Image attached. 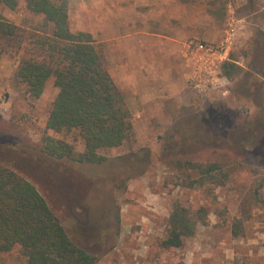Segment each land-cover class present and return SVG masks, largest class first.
<instances>
[{"label":"rangeland","instance_id":"374dc122","mask_svg":"<svg viewBox=\"0 0 264 264\" xmlns=\"http://www.w3.org/2000/svg\"><path fill=\"white\" fill-rule=\"evenodd\" d=\"M83 1L71 0L74 32L86 27L80 19ZM103 1L108 5L119 4L121 0ZM122 1L124 11L120 18L125 30L147 28L174 36L179 50L178 62L169 71L170 81L173 74L174 83L166 92L164 87L153 86L158 90L147 93L150 87L142 79L133 90L128 86L119 89L132 113L134 142L104 154L115 158L146 148L152 156L150 169L140 177L127 180L124 187H117L104 167L94 166V170L46 155L37 161L31 156L16 157L15 163L48 199L72 239L91 249L98 247L101 253L98 264H264V207L254 199V191L264 183V143L256 147L248 139L264 133V123L261 130L253 128L264 119V102L260 100L264 93L259 95L255 90L257 85L264 89V0ZM0 15L27 32L42 23L23 4L14 11L0 4ZM109 21L114 23L113 33L121 32L116 24L122 21ZM227 39H230L227 59L236 61L244 70L234 81L222 75L223 61L218 57L208 60L186 47L191 41L218 46ZM20 62V55L0 54V138H10L40 152L44 136L49 135L83 151L79 135L58 134L46 128L59 93L54 80L48 81L39 99L31 98L15 77ZM213 64L219 68H213L214 72L210 73ZM111 66V61L105 64L108 71ZM246 80L256 82L255 87L248 86L251 99L243 89L242 82ZM211 108L231 116L244 135L242 144L216 147L227 149L232 156L228 158L231 178L226 186L189 188L182 184L181 174L171 164L172 158L179 157V151L171 154L165 147L178 122ZM207 147L198 155L193 153L192 158L203 162L214 160L212 148L215 147ZM200 148L190 150L195 152ZM100 190L110 195L120 218L114 236L102 242L85 232L87 211L82 204L88 199L92 211H99L108 200L99 195ZM259 193L264 202V186ZM176 204L191 210L206 208L207 222L199 225L195 235L185 239L181 248L164 249L161 241L167 237L169 218ZM237 220L242 222L239 237L233 234ZM105 242L108 243L105 250L99 248V243ZM2 264H26V259L16 247L4 255Z\"/></svg>","mask_w":264,"mask_h":264},{"label":"trees","instance_id":"16d2710c","mask_svg":"<svg viewBox=\"0 0 264 264\" xmlns=\"http://www.w3.org/2000/svg\"><path fill=\"white\" fill-rule=\"evenodd\" d=\"M0 4L12 11L23 4L28 13L42 19L32 32H27L0 15V54L21 56L15 77L33 99H39L48 81L54 80L59 93L49 112L46 128L58 134L75 133L84 147L79 152L73 144L46 135L39 152L10 138H0V264L4 255L16 247L26 264H98L101 254L98 247L91 249L72 239L48 199L20 172L22 169L14 158L31 156L37 161L46 155L90 169L104 167L114 184L124 187L127 180L140 177L150 169L151 152L142 148L115 158L104 154L134 142L132 113L105 67L103 45L90 32L73 31L71 0H0ZM243 72L234 60L222 64V75L230 81L238 79ZM242 84L251 99L248 86L255 87L256 82L246 80ZM255 90L259 95L264 93L263 87L258 85ZM260 100L264 102L262 95ZM262 123L263 118L253 128L261 130ZM238 127L231 116H224L212 108L176 124L165 151L171 154L179 151V157L172 158L171 164L181 174L183 185L189 188L227 185L231 178L228 158L232 156L227 149L217 148L222 147L221 144H242L244 135L240 134ZM248 139L257 147V144L264 143V133ZM196 146L201 150H190ZM207 146L215 147L212 148L215 159L195 161L192 155L205 151ZM262 186L264 183L254 191V199L264 207L259 197ZM99 195L108 198L99 211H92L88 199L82 204L87 211L85 232L102 242L114 236L120 218L110 195L101 190ZM207 218L208 211L204 207L191 210L176 204L169 218L167 237L161 241V246L164 249L181 248L185 239L195 235L199 225L206 224ZM241 225L240 220L235 222L234 236H240ZM107 244L99 243V248L105 250Z\"/></svg>","mask_w":264,"mask_h":264},{"label":"crops","instance_id":"0c3cea01","mask_svg":"<svg viewBox=\"0 0 264 264\" xmlns=\"http://www.w3.org/2000/svg\"><path fill=\"white\" fill-rule=\"evenodd\" d=\"M123 2L107 5L103 0H84L80 5V19L84 20L86 27L82 31L92 33L95 40L103 45L104 63L111 61L109 73L113 78L118 75L115 82L120 90L123 86L133 90L142 79L150 87L147 93L158 90H154L153 86L164 87L166 92L168 86L174 83L173 74L170 81L169 71L174 70V62L179 59L174 36H164L147 28L125 30L120 18L124 11ZM109 19L122 21L116 24L121 27V32L117 30L113 33L114 23L107 22ZM134 91L138 92L137 89Z\"/></svg>","mask_w":264,"mask_h":264},{"label":"built area","instance_id":"2783aa9c","mask_svg":"<svg viewBox=\"0 0 264 264\" xmlns=\"http://www.w3.org/2000/svg\"><path fill=\"white\" fill-rule=\"evenodd\" d=\"M229 45H230V39L225 40L222 44L218 46H213V45H208L206 43L202 42H193L191 41L188 45H186L188 50H191L192 53H199L201 55H204L207 57L208 60L214 57H218L220 61L223 63L227 61V55H228V50H229ZM207 60V61H208ZM221 63V66L222 64ZM213 68H219L218 65L213 64L209 67V70H211L210 73H213Z\"/></svg>","mask_w":264,"mask_h":264}]
</instances>
